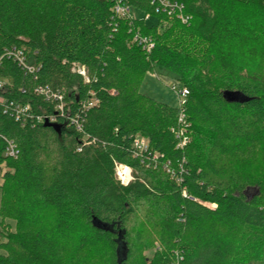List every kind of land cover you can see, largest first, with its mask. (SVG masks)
<instances>
[{
	"label": "trees",
	"instance_id": "16d2710c",
	"mask_svg": "<svg viewBox=\"0 0 264 264\" xmlns=\"http://www.w3.org/2000/svg\"><path fill=\"white\" fill-rule=\"evenodd\" d=\"M120 1L155 22L119 19L117 0H0V98L35 116L22 127L0 106V264H264V0H168L187 23L153 0ZM157 69L190 91L183 149L178 108L141 92ZM38 87L63 94L64 116ZM115 162L134 171L128 186Z\"/></svg>",
	"mask_w": 264,
	"mask_h": 264
},
{
	"label": "built area",
	"instance_id": "2783aa9c",
	"mask_svg": "<svg viewBox=\"0 0 264 264\" xmlns=\"http://www.w3.org/2000/svg\"><path fill=\"white\" fill-rule=\"evenodd\" d=\"M153 5H155L156 13L168 12L169 15L176 13L180 20L183 23H187L189 21V17H186L183 15V6L179 5L178 3H171L168 0H153ZM131 10L132 8L124 3H122L120 0H117L115 7H114V13L119 19L128 20L131 19ZM150 16H146L145 20H148ZM133 43L140 46L144 51L151 52L154 48V44L151 42L150 39L147 37H144L141 35L140 32H135L133 37ZM6 55L8 57H11L15 59V61L18 63V65L27 73L29 74H35L38 69L34 66H31L28 64L26 60V56L23 51L14 49L13 51L6 52ZM73 72L77 73L83 79L86 83H89V77L87 69L84 66H81L79 64L73 65ZM5 85V82L0 80V89ZM172 92L175 94L177 98V105L176 107L179 110V116H178V122L179 127L173 128L171 132L175 136V138L178 140V148L183 149L187 143L188 138L185 135V126H186V106L188 103V98L190 96V91L187 88L180 87L178 85L172 86ZM35 92L39 95L44 97L47 101L55 104L56 111L60 112L62 116L65 114L66 110V102L65 97L63 94L59 91L52 90L49 87H38ZM99 104V100L92 95L89 101L83 105L84 111H89L90 109L96 107ZM0 106L3 107L5 112L10 113L11 116L15 119L16 122L20 123L22 127H25L29 122H34V114L32 113L30 107L23 106L21 104L15 103V102H9L5 99L0 98ZM38 121H42L40 117L37 118ZM51 122H54V119L52 118L50 120ZM84 120L82 119H72V123L76 124V130L78 132L83 131L82 123ZM133 138V152L134 157L141 159L143 163H146L149 161V157L152 156L150 152L149 142L141 136L140 134H136L134 136H131ZM5 140V156L12 159H17L19 156V149L15 143H13L10 140ZM80 148L78 151H81ZM159 159V156L156 155L153 157V162L155 163L154 166L156 167L157 160ZM151 165V164H150ZM149 164L147 166H150ZM166 168L169 171V174L175 177V172L169 168V165H166ZM165 170V165H164ZM115 178L116 180L123 186H128L130 182L132 181V168H130L128 165L121 164L118 162H115ZM183 195L190 199L191 201H197L194 197L190 196L186 190H184ZM4 236L3 233L0 231V245L4 243Z\"/></svg>",
	"mask_w": 264,
	"mask_h": 264
},
{
	"label": "rangeland",
	"instance_id": "374dc122",
	"mask_svg": "<svg viewBox=\"0 0 264 264\" xmlns=\"http://www.w3.org/2000/svg\"><path fill=\"white\" fill-rule=\"evenodd\" d=\"M137 17V18H143L141 15H138L137 11H133L131 10V17ZM146 17V16H145ZM145 17L143 18L145 20ZM148 23H154L155 20L149 18L147 20ZM174 85H178L176 84L174 81H172L169 77L168 74L166 72H164L163 70H159L157 69L156 72L154 73H150L147 75V77L145 78L143 84H142V88H141V92L143 94H145L148 97H151L157 101H160L162 103L165 104H169L172 106H176L177 105V98L175 96V94L172 92V86ZM189 141V139H188ZM169 165V168L171 169V165L170 163H166L165 164V171L166 174L169 175V171L166 168V165ZM1 177V175H0ZM135 178V173L132 170V181ZM258 193L257 190L255 189H250L247 191V195L249 197H252L253 195H256ZM0 199H1V191H0ZM159 248V242H157L153 249L150 251H146L144 254L146 257L151 258L152 255L154 254V252H156V249L158 250Z\"/></svg>",
	"mask_w": 264,
	"mask_h": 264
},
{
	"label": "water",
	"instance_id": "95a60500",
	"mask_svg": "<svg viewBox=\"0 0 264 264\" xmlns=\"http://www.w3.org/2000/svg\"><path fill=\"white\" fill-rule=\"evenodd\" d=\"M225 95H226V97H228V99H230V100L232 99V97H234V95H233V94H230V93H226Z\"/></svg>",
	"mask_w": 264,
	"mask_h": 264
}]
</instances>
